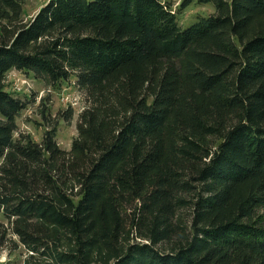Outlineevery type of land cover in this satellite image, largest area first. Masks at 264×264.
<instances>
[{"label":"trees","instance_id":"1","mask_svg":"<svg viewBox=\"0 0 264 264\" xmlns=\"http://www.w3.org/2000/svg\"><path fill=\"white\" fill-rule=\"evenodd\" d=\"M196 1L215 12L183 28L162 0H49L27 20L0 0V249L264 264V0ZM14 69L83 95L70 150L57 126L15 137L31 100Z\"/></svg>","mask_w":264,"mask_h":264},{"label":"rangeland","instance_id":"2","mask_svg":"<svg viewBox=\"0 0 264 264\" xmlns=\"http://www.w3.org/2000/svg\"><path fill=\"white\" fill-rule=\"evenodd\" d=\"M47 1L49 0H24L25 19L35 16ZM162 1L171 3L183 28L215 12V6L209 2L193 0L187 7H183L184 0ZM5 84L14 96L31 100L27 108L17 117L18 130L15 137L19 133L29 134L34 140L40 142L47 128L57 126L58 144L63 149L70 150L73 137L77 134V119L84 107L83 95L74 83L53 88L35 78L33 73L26 74L14 69L8 73ZM69 108L74 110V114L72 120L68 122L63 115ZM0 221H6L1 214ZM12 247V245H5L0 249V264H22L26 255L25 249L19 246L17 250H14Z\"/></svg>","mask_w":264,"mask_h":264}]
</instances>
